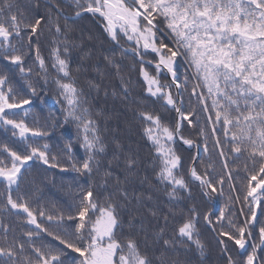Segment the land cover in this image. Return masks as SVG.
Wrapping results in <instances>:
<instances>
[{"label":"snow or ice","instance_id":"1","mask_svg":"<svg viewBox=\"0 0 264 264\" xmlns=\"http://www.w3.org/2000/svg\"><path fill=\"white\" fill-rule=\"evenodd\" d=\"M73 3L74 19L89 14L100 20L108 39L122 49L121 54L127 57L130 52L134 55L139 62V76L146 86L145 98L177 114L172 126L154 110L143 108L138 113L145 125L144 137L152 145L153 161L157 165L156 182L164 185L170 201L180 199L184 193L191 200L194 188L198 189L207 209L202 217L198 208L188 209L176 224V240H164L165 251L169 244L175 247L177 243H188L203 253L204 245L196 235L202 219L212 231L219 226L217 242L228 257L227 264H239L229 253L228 241L241 250L242 264H257V250L264 249V222L257 225V208L260 215H264V0H73ZM16 7V0H0V62H6L5 68L8 65L17 67L20 78L28 81L27 87L34 96L37 87L30 82L32 69L25 68V41L28 51L35 52V63L47 84L49 70L34 38L40 36L51 17L46 20L40 15L28 16L14 11ZM62 31L57 24V37ZM122 40L127 42V47L121 44ZM53 45L50 57L52 69L57 74L54 81L57 102L63 109L64 123H75L86 159L75 162L71 143L61 149L68 157L66 164L61 163L58 155H50L47 143L42 147L28 145L23 150L7 143L0 144V181L7 189L6 207L12 214H23L21 218L34 226L24 232L26 239L14 237L9 242V228L0 224L3 233L0 264H72L77 257L71 253L78 254V264H154L140 251L135 239L129 238L126 243L117 239V231L122 227L117 206L110 200L99 203L91 188L82 193L75 213L71 210L66 214L63 210L59 214L34 210L28 199L13 198V189L19 188L29 162L39 160L48 168L61 172L71 170L91 175L93 165L99 163L97 154L105 151L97 121L84 106L86 97L70 78L69 42L57 39ZM179 58L193 70L192 96L207 114L213 147L218 150V161H205L199 154L193 156L186 172L176 143L179 138L187 148L193 147L194 142L183 137L182 127L183 122L193 125L192 117L196 113L184 111L183 100H177L181 90H188L190 82L187 76L184 83L180 82L176 70ZM108 64L119 74L118 63L109 59ZM165 72L171 78L170 83H161ZM127 94L125 87L123 95L127 97ZM31 103L30 97L18 98L10 75L0 74V126L6 130L10 128L13 137H18L22 143L27 142L29 135H50L46 129L38 130L22 119L13 118L17 109L26 113L25 106ZM200 135L204 137V153L209 155L208 133L202 128ZM196 146L199 148L198 144ZM241 156H245L244 171L247 173L245 195L242 201L237 195L234 201L230 198V202L241 203L243 224L236 222L235 213L227 205L212 207L217 197L225 195L224 185L233 184L232 164ZM217 162L222 166L218 178L214 175ZM198 163L204 164L203 172L197 167ZM135 166L136 160L129 157L127 170L132 171ZM231 190L236 191L234 186ZM122 195L128 198L126 190ZM244 206H247V212L243 211ZM153 215L157 213L153 212ZM164 219L167 224L168 216ZM128 225L135 227L134 218L130 217ZM257 227L258 243H253L248 251V241L252 240ZM160 264H168V261L162 258Z\"/></svg>","mask_w":264,"mask_h":264},{"label":"trees","instance_id":"2","mask_svg":"<svg viewBox=\"0 0 264 264\" xmlns=\"http://www.w3.org/2000/svg\"><path fill=\"white\" fill-rule=\"evenodd\" d=\"M17 7L14 11L24 13L28 16L40 15L51 17V21L44 24L37 39L41 55L45 58L49 74L48 83L45 84L43 74L40 73L38 65L35 63V52H29L25 41V68L32 69L30 82L37 87V94L32 95L27 87L28 81L20 78L19 69L0 62V74L10 75L14 90L18 98H31L32 103L26 105V113L17 109L14 119L24 120L30 127L38 130H48L47 137L28 136L27 142L22 143L18 137H13L12 130L0 126V144L7 143L10 147L23 150L28 145L43 146L47 143L50 148V155H58L61 163L66 164L68 157L64 156L61 149L65 144L71 143L75 162L79 163L86 159L84 150L80 147L75 123H64V114L61 104L57 102L58 93L54 83L56 73L52 69L50 52L53 41L59 39L69 42L70 52L68 60L70 65L71 80L78 89L82 90L86 97L85 107L89 108L91 116L97 121L101 140L105 151L98 153L96 160L98 164L93 165L91 175H81L75 171L61 172L59 169L48 168L39 160L29 162L24 171L20 186L14 187L13 198L23 197L28 199L34 210L44 209L46 212L66 214L69 210L75 213L80 203L82 193L89 188L93 189L95 198L101 204L109 200L117 206V213L120 217L122 227L117 231V239L126 243L129 238L135 239L140 251L147 255L154 264H160V259H166L168 264H227V255L221 250L218 244L219 226L216 231L206 225L201 219L197 226V237L204 245L201 253L194 244H176L173 247L169 244L167 250L164 248V240H176L175 227L177 222L187 213V210L196 207L200 210L201 217L207 211L203 201L198 195V189L193 190L192 199H187V193L182 194L178 200L169 199L164 185L155 180L156 163L153 161L152 145L146 140L143 134L144 123L140 120L138 113L143 108L154 110L163 117L166 124L174 126L177 114L174 110L166 111L159 104H154L150 98H145V85L139 76V62L134 55L129 52L127 57L121 54L122 49L111 42L103 31L101 22L83 14L80 18L74 19L75 8L73 0H16ZM60 11V13L58 12ZM67 18V19H66ZM63 30L57 37L56 25ZM127 47L126 41H121ZM63 55V53H62ZM114 60L120 66L119 74L117 69L108 64V60ZM149 70L154 73V69L149 66ZM176 70L181 83H184L185 76L189 77L188 90H181V96L177 100H183V109L186 112H195L192 117L193 125L189 126L183 122L182 135L186 139H191L193 147L187 148L180 139L177 138L176 148L184 162L183 171L192 164V158L197 149L199 155L205 161L211 159L218 161V150L214 149V140L211 137V125L208 124L207 114L202 111L197 98L192 96V86L195 83L191 80L193 70L183 58H179ZM165 79L161 83H170L171 78L166 72L162 74ZM91 81V84H90ZM95 84L97 87H92ZM128 89L127 97L123 95L124 88ZM173 95L175 88L173 86ZM210 103V102H209ZM204 128L208 133L209 155L204 153V137L200 135ZM223 138V132L220 133ZM199 145L197 148L196 145ZM131 157L136 160V166L132 171H128L126 160ZM231 163V162H230ZM197 167L201 172L204 164L198 163ZM233 184L224 185L225 195L217 197L212 203L213 208L227 205L235 213L237 223H244V216L240 215L241 203H232L236 196L245 195L247 183V173L245 168V156L232 164ZM248 167L252 165L249 162ZM108 173L111 175L109 176ZM222 174V166L217 162L214 175L218 178ZM225 179L227 176L225 174ZM119 180V183H118ZM235 187L236 191L231 189ZM126 190L128 198L125 199L122 192ZM7 189L4 182L0 181V224L9 228V242L15 237L26 239L24 232L33 228L28 225L26 219L12 214L6 207ZM250 199V198H249ZM247 212V206L243 207ZM156 212L157 215H153ZM257 225L264 222V215H260L257 208ZM38 214V213H37ZM165 215L168 216L165 224ZM130 217L134 218L135 227H129ZM39 219V216H38ZM47 224L46 220H43ZM65 223H69L65 221ZM55 230V229H53ZM67 231V230H66ZM3 233L0 232V238ZM258 227L253 231L252 240L248 241L247 250L251 251L253 243H258ZM45 239H51L45 237ZM55 243V241H53ZM229 253L242 264L241 250L228 241ZM258 262H264V249L257 250ZM77 257L72 264H78V254L71 253Z\"/></svg>","mask_w":264,"mask_h":264},{"label":"water","instance_id":"3","mask_svg":"<svg viewBox=\"0 0 264 264\" xmlns=\"http://www.w3.org/2000/svg\"><path fill=\"white\" fill-rule=\"evenodd\" d=\"M58 12L60 13V11L58 10ZM181 142V141H180ZM197 154H199V149H197V151H196V154L195 155H197Z\"/></svg>","mask_w":264,"mask_h":264}]
</instances>
